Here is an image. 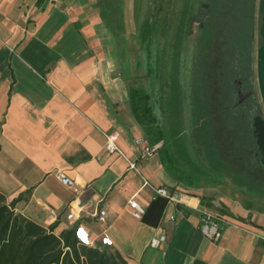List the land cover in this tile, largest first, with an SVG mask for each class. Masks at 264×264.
<instances>
[{
    "label": "crops",
    "instance_id": "0c3cea01",
    "mask_svg": "<svg viewBox=\"0 0 264 264\" xmlns=\"http://www.w3.org/2000/svg\"><path fill=\"white\" fill-rule=\"evenodd\" d=\"M117 4L0 0L5 203L16 199L13 211L41 226L56 221V234L81 225L91 246L116 251L126 264H264V240L256 236L264 233L263 211L226 203L224 211L213 210L194 189L180 186L158 153L138 157L141 145L134 140L145 139L129 108L128 79L113 34L123 25ZM112 131L124 157L103 151V134ZM57 172L77 187L89 183V190L75 194ZM157 186L186 191L191 207L155 195ZM130 198L143 207L139 219L130 214ZM97 205L105 210L103 223L93 215ZM193 207L219 213L231 224L210 241L198 231ZM159 235L165 241L151 248L149 239ZM101 237L109 243L100 245Z\"/></svg>",
    "mask_w": 264,
    "mask_h": 264
},
{
    "label": "rangeland",
    "instance_id": "374dc122",
    "mask_svg": "<svg viewBox=\"0 0 264 264\" xmlns=\"http://www.w3.org/2000/svg\"><path fill=\"white\" fill-rule=\"evenodd\" d=\"M233 2L118 0L123 25L113 33L128 84L147 94L175 167L196 177L194 187L179 182L180 186L194 189L216 211H224L225 203L241 207L249 203L251 208L264 203L263 169L236 162L243 149L252 147L248 131L221 113L226 102L217 75L224 54L220 36L226 6ZM200 3L207 5V12L199 10ZM253 23L255 66L256 14ZM156 144L157 153L161 141Z\"/></svg>",
    "mask_w": 264,
    "mask_h": 264
},
{
    "label": "trees",
    "instance_id": "16d2710c",
    "mask_svg": "<svg viewBox=\"0 0 264 264\" xmlns=\"http://www.w3.org/2000/svg\"><path fill=\"white\" fill-rule=\"evenodd\" d=\"M254 1L235 0L227 4L225 25L223 34L220 36L224 54L219 59L217 75L220 78V88L224 87L222 97L226 102V107L221 110V113L235 121L237 126H240L242 122L234 116L233 109L230 107L232 100L227 86L230 81L233 58L247 68L250 63ZM208 9L204 10L207 12ZM145 23L146 21L143 24ZM225 89L228 91L226 92ZM127 95L131 114L140 126L146 143L154 145L161 141L157 152L161 165L178 182L186 187H194L196 177L186 175L177 169L169 148L164 147L163 133L155 123L150 106L147 104V94L129 85ZM240 154L242 155L236 156V162L240 167L246 162L253 169L256 168L247 151L243 149ZM262 171L263 175L260 174V177L264 179V170ZM15 202L16 199L5 203V198L0 192V264H126L116 251L79 243L73 235L72 228L63 229L56 234L54 232L56 221L41 226L14 212ZM243 208L264 212V203L258 204L255 208H251L249 203H244Z\"/></svg>",
    "mask_w": 264,
    "mask_h": 264
},
{
    "label": "built area",
    "instance_id": "2783aa9c",
    "mask_svg": "<svg viewBox=\"0 0 264 264\" xmlns=\"http://www.w3.org/2000/svg\"><path fill=\"white\" fill-rule=\"evenodd\" d=\"M103 135H104L103 151L107 153H116L124 157V154L122 153V151L119 149V147L115 142L117 137L116 132L114 131L105 132ZM134 142L136 145H141V149L138 155V157L141 159L151 155L157 149V144L149 145L141 138L135 139ZM127 163L129 168L135 169L134 162L127 160ZM56 178L62 185L70 187L75 194L83 193L84 191H87L90 188L89 183H83L82 185L77 187L74 181L71 180L69 177H67L63 172H57ZM152 191L155 195L164 197L168 202L172 203L173 205H179L188 208L191 207L190 204L188 203V198H189L188 193L184 190L175 189L173 191H170L166 187L157 186V187H152ZM126 204L130 210L131 216L134 219H139L143 214L144 211L143 207L136 200L131 198L126 201ZM193 208L199 212V218L197 224L198 231L201 233V235H203L205 238H207L210 241L218 240L222 228L228 224H231V222L227 218H225L223 215L219 213H212L210 211L197 209L195 207ZM93 215L97 221L101 223L105 221V210L101 206L97 205ZM172 218H173L172 216L169 217V219ZM72 229H73V235L79 243L91 246L90 245L91 241L89 239L88 232L84 229V227H82L81 225H73ZM256 236L264 240V233H256ZM164 241H165L164 235L152 236L149 239L148 245L151 248H157ZM107 243H109L107 237L100 238V245H105Z\"/></svg>",
    "mask_w": 264,
    "mask_h": 264
},
{
    "label": "flooded vegetation",
    "instance_id": "af4514ba",
    "mask_svg": "<svg viewBox=\"0 0 264 264\" xmlns=\"http://www.w3.org/2000/svg\"><path fill=\"white\" fill-rule=\"evenodd\" d=\"M259 1L264 2V0H255L252 14L253 19L256 14L258 26L260 24V15L257 13L256 8ZM253 24L252 21V42ZM255 41L258 45L263 42V38L259 37L257 32ZM252 52L253 50H251L248 68L244 65H240V62L237 61L231 66L230 81L227 87L231 93L232 103L230 107L233 109V114L245 125L249 134L248 137L252 143V147L247 149V153L251 157V162L256 167H260L264 170V137L262 135L264 115L261 109L263 105L258 95L254 72L255 66H253L252 63Z\"/></svg>",
    "mask_w": 264,
    "mask_h": 264
},
{
    "label": "water",
    "instance_id": "95a60500",
    "mask_svg": "<svg viewBox=\"0 0 264 264\" xmlns=\"http://www.w3.org/2000/svg\"><path fill=\"white\" fill-rule=\"evenodd\" d=\"M207 5L205 3L199 4V10L206 9ZM257 13L260 15V24L257 29V35L261 38H263V42H261L257 47L255 48V80L258 90V95L260 98V101L264 108V2L259 1L257 8ZM201 13V12H200ZM200 16V15H199ZM198 16V17H199ZM262 135L264 137V128Z\"/></svg>",
    "mask_w": 264,
    "mask_h": 264
}]
</instances>
